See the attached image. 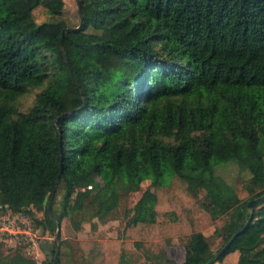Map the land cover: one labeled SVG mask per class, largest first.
Masks as SVG:
<instances>
[{
    "label": "trees",
    "instance_id": "trees-1",
    "mask_svg": "<svg viewBox=\"0 0 264 264\" xmlns=\"http://www.w3.org/2000/svg\"><path fill=\"white\" fill-rule=\"evenodd\" d=\"M61 1L0 0V204L35 217L31 203L56 185L52 211L77 227L149 177L125 210V246L154 227V236L181 233L200 205L222 245L251 218L208 259L203 232L191 230L183 258L165 264H204L232 250L264 264V0H79L82 18L62 47ZM39 3L52 19L35 21ZM223 162H235L229 177ZM35 218L55 231L47 208ZM66 242L59 263L77 264ZM76 245L87 256L92 242ZM54 251L39 262L0 240V264H55ZM122 260L149 264L138 252Z\"/></svg>",
    "mask_w": 264,
    "mask_h": 264
},
{
    "label": "rangeland",
    "instance_id": "rangeland-1",
    "mask_svg": "<svg viewBox=\"0 0 264 264\" xmlns=\"http://www.w3.org/2000/svg\"><path fill=\"white\" fill-rule=\"evenodd\" d=\"M35 21L52 19L48 8L39 3L32 9ZM60 18V26L76 25L79 22V10L77 0H62L61 13L55 17ZM103 63L109 62L106 53L100 54ZM36 88L27 92L23 96V102H29ZM218 170L225 176H230L231 171H235V162H223L218 165ZM151 186L150 178L141 179L139 187L123 193L118 205L108 212L103 218L96 216L84 219L76 227L72 221L60 224L61 239H65L66 249L74 250V258L77 264H123L122 258H129L133 253H141L147 257L149 264H165L167 259L179 261L183 258V243L189 232L199 229L203 232V237L199 242V250L204 258H209L223 243L221 235L214 232V220L207 210L197 205L188 215L189 223L181 233L166 236H154L157 227L151 230L148 237L132 238L131 247L125 246L123 241L129 237L123 235V227L126 221L125 210L131 207L140 196L142 190ZM59 188L53 194L52 204L58 205L61 197ZM203 190L197 195V201L201 199ZM239 195L241 199L247 198L249 193L240 187ZM102 195L95 199L100 200ZM54 199V201H53ZM47 200L35 199L31 203L34 216L42 218L46 209ZM35 217L24 211H13L8 206L0 204V240L6 247H20L29 257L41 262L52 257L51 249L55 248V231L43 228L35 223ZM158 219L161 215L157 216ZM77 238L91 239L92 246L87 256L81 255V250L76 245ZM60 239V241H61ZM60 246V244H59ZM114 249L117 253L108 252L107 249ZM208 264H249V262L238 256V250H232L223 255L221 259H216Z\"/></svg>",
    "mask_w": 264,
    "mask_h": 264
},
{
    "label": "water",
    "instance_id": "water-1",
    "mask_svg": "<svg viewBox=\"0 0 264 264\" xmlns=\"http://www.w3.org/2000/svg\"><path fill=\"white\" fill-rule=\"evenodd\" d=\"M77 3H78V10H79V20H81V18H82V8H81V4H80V1L79 0H77ZM70 26L71 25H69V26L66 25V26H63L62 29H61V34H60V46L61 47H62V41L61 40H62L63 33H64L65 29L67 27H70ZM65 60L67 62L69 71H70V73H71V75L73 77L72 68L70 67V65H69L66 57H65ZM61 170H62V166H61V161H60V167H59V171H58V175H57V178L58 179L60 177ZM55 187H56V185H54L53 190L51 191V194H50L48 200H47L46 197H44V201L47 200V204H46L47 212L50 213L52 215V217L56 221V229H55V237H54L56 242H55V251H54V255H53V261H54L55 264H60L59 263V260H58V252H59V244H60V239H61V233H60L61 226H60V222L56 219V216H55V214L52 211V197H53V194H54V191H55ZM253 200H255V198L249 199L247 201V206L251 207ZM250 218H251V213L249 214V216L247 217V219L243 223V225L239 229H237L236 231H234L233 234H232V236L218 249L217 254H220L229 245V243L235 237V235L238 232L242 231L247 226ZM210 262L211 261L209 260V261H207L204 264H208Z\"/></svg>",
    "mask_w": 264,
    "mask_h": 264
},
{
    "label": "built area",
    "instance_id": "built-area-1",
    "mask_svg": "<svg viewBox=\"0 0 264 264\" xmlns=\"http://www.w3.org/2000/svg\"><path fill=\"white\" fill-rule=\"evenodd\" d=\"M90 184H88V186H89Z\"/></svg>",
    "mask_w": 264,
    "mask_h": 264
}]
</instances>
